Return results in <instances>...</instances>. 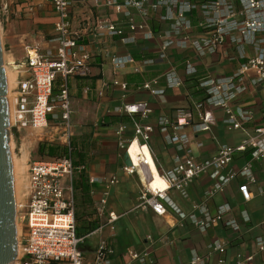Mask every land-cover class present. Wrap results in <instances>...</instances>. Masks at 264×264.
<instances>
[{"label": "built area", "instance_id": "built-area-1", "mask_svg": "<svg viewBox=\"0 0 264 264\" xmlns=\"http://www.w3.org/2000/svg\"><path fill=\"white\" fill-rule=\"evenodd\" d=\"M40 1L51 7L56 18L53 37L47 41L52 46L43 49L40 44L33 43L24 48L23 69H19L13 90L9 130L20 135L26 131H43L49 127L61 128L66 141H69L72 126L68 80L87 77L90 66L95 61L94 55L85 51V46L78 43L81 37L72 32L69 21L71 7L86 0ZM94 2L95 6L110 9L124 19L122 23H100L85 34L87 45H99L100 52H106L115 39L123 45H129L138 39L148 41L157 38L158 58L163 61L167 60V52L172 48L190 50L196 56L212 55L221 51L227 42L238 52V59H244L229 75L198 81V90L203 93V98L192 102L197 123L191 122L190 112L183 111L177 112L174 122L166 118L158 119L157 131L163 136L164 142L173 146L178 153L173 159V167L169 170H158L150 151L149 144L154 127L141 122L150 116L148 103L136 102L123 106L122 111L133 126L131 137L123 138L125 125L120 124L114 130L117 147L124 151L131 162L130 166L123 167L124 175L133 176L138 173L143 184L138 194L137 208L150 210L158 216L171 211L180 221H187L205 235L210 229L220 225L238 232L236 221L224 219L230 212L228 204L217 207L216 213L211 216L206 212L204 202L223 193L224 187L236 177L246 181L237 187L242 201L248 202L251 199L249 184L255 183L252 162L264 159V119L240 143L235 146L218 145L216 152L204 160L196 158L191 148L192 141L188 135L179 131L190 127L193 135L209 132L214 122L212 114L208 112L212 108L224 110L223 124L228 130H243L245 124L253 122L250 111L239 108L233 111L230 103L248 92L250 87L264 85V0H204L200 3L193 0ZM0 10L5 12L8 9L2 5ZM194 12L198 16L195 22L191 20ZM136 17L139 21H136ZM151 19L157 23L168 24L169 29L163 32L154 31L150 24ZM245 47L251 49V55H247ZM103 56L104 54L101 55L103 63H109L115 70L127 64L131 65L134 72L139 71L140 64L130 57H112L106 60V56ZM183 72L189 78L196 73L190 59H184ZM163 79L167 89H175L183 84V80L172 68L163 74ZM113 85L122 90L126 89L123 83L114 81ZM156 85L157 80L153 79L143 83L140 88L152 96H162L164 90L155 89ZM133 145L137 148L136 164L133 163L130 153ZM194 147L200 150L203 144L194 142ZM246 151H250V160L236 172L229 170L234 157ZM152 168L165 182L164 189L150 187L154 178ZM73 171L69 158L33 161L28 164L25 204L22 206V218L18 226L16 221L17 231L19 229L17 258L11 264H88L79 250L82 239L76 235L71 190ZM204 175L219 179L220 185L205 195L203 203L192 205L191 211L185 214L173 204L168 193L184 192L192 181ZM89 182L105 184L109 189L119 179L91 178ZM100 204L101 212L107 214V224L112 225L118 216L106 208L104 200ZM255 246L257 252H263L264 240H256ZM209 248L211 253L219 255L217 263L224 264V246L213 242ZM112 253L110 246L102 241L97 250V262L101 263ZM130 259L142 261L136 254H131ZM252 259L250 256L237 264H248ZM205 263V258L194 256L188 264Z\"/></svg>", "mask_w": 264, "mask_h": 264}, {"label": "crops", "instance_id": "crops-1", "mask_svg": "<svg viewBox=\"0 0 264 264\" xmlns=\"http://www.w3.org/2000/svg\"><path fill=\"white\" fill-rule=\"evenodd\" d=\"M121 1V0H118ZM200 3L204 0H193ZM94 0H86L82 4L72 6L69 13L71 30L80 36L79 44L84 45L85 51L94 55V64L90 66L89 75L85 78H70L68 89L71 107L70 138H77L88 143L87 154L90 157L86 168L90 188L89 201L84 203L80 197L75 201L76 232L82 239L79 250L83 260L88 264H188L192 257H203L205 264H218V254L211 253L209 245L219 242L224 246V264H237L252 256L248 264H264V251L257 252L256 240H264V159L252 162V174L255 183L249 184L251 199L243 202L237 187L245 179L236 177L224 187V192L212 196L204 202V197L220 185L219 179L209 175L201 176L190 183L184 192L170 191V200L185 214L191 211V206L204 202L206 212L213 216L217 207L228 204L230 212L224 216L226 220H234L239 226L238 232H233L224 225L210 229L206 235L201 234L187 221H180L171 211L158 216L150 210L137 208L138 194L142 181L138 173L125 176L124 151L117 147L114 130L120 124L126 129L123 138L132 135L133 126L122 108L136 102L148 103L151 113L144 121L154 127L150 140V151L157 169L169 170L173 167V159L178 155L173 146L167 145L163 136L157 131V121L166 118L174 122L178 111L190 112L191 122L197 123V115L192 102L202 100L203 93L190 94L184 81L183 61L190 59L196 73L190 78L197 82L205 78H219L231 74L244 59H238V52L230 43H226L218 53L196 56L190 50L169 49L167 60L158 58V40L144 41L138 39L134 44L126 45L115 39L114 44L100 52L99 45H87L88 34L96 25L108 22H121L124 19L110 9L95 6ZM7 6V11L1 16L7 21V40L11 43L26 41L28 44L37 43L41 48H47V41L53 37V25L56 21L51 7L40 0H0L1 6ZM163 13V11H160ZM151 18V16H150ZM9 19H14L10 20ZM198 19L194 12L191 20ZM136 21L139 18L136 17ZM122 23V22H121ZM156 32L169 29L168 24L150 20ZM16 30V32H14ZM13 31V33H12ZM247 55L250 48L245 47ZM109 58L126 59L130 57L139 63V71L134 72L131 65L113 69L109 63H103L101 55ZM103 56V57H104ZM16 73L23 69V61L17 60ZM175 69L183 80L182 86L167 89L163 74L168 69ZM18 78V77H17ZM189 78V79H190ZM153 79L157 80L155 89H163L162 96H152L140 86ZM123 83L126 89L114 86L113 82ZM15 88V87H14ZM13 88V90H14ZM230 108L248 110L252 113L253 122L244 125L243 130H228L223 124L224 110L212 108L213 125L210 131L201 134L192 133L190 127H184L179 133L188 135L193 154L198 160L212 156L218 145L235 146L246 138L253 127L264 119V85L250 87L248 92L240 95L230 103ZM63 129L49 127L43 132H49L50 139L66 143ZM28 132V131H26ZM194 142H201L203 148L198 150ZM137 148L132 146L131 155L136 154ZM250 160V151L236 155L229 170L238 171ZM152 167V166H151ZM153 170V168H152ZM157 188H164L163 182L154 172ZM223 175V174H222ZM118 177L119 182L107 189L105 184L90 183L91 178L109 179ZM67 186V184H66ZM106 194V195H105ZM104 200L106 208L118 219L107 224V214L101 212L100 202ZM105 241L113 253L101 263L97 262V250ZM138 255L139 260H131L130 255Z\"/></svg>", "mask_w": 264, "mask_h": 264}, {"label": "water", "instance_id": "water-1", "mask_svg": "<svg viewBox=\"0 0 264 264\" xmlns=\"http://www.w3.org/2000/svg\"><path fill=\"white\" fill-rule=\"evenodd\" d=\"M0 43V264H11L17 258L16 204L12 159L9 147L10 124L6 101L7 84ZM125 166L131 162L124 155Z\"/></svg>", "mask_w": 264, "mask_h": 264}, {"label": "rangeland", "instance_id": "rangeland-1", "mask_svg": "<svg viewBox=\"0 0 264 264\" xmlns=\"http://www.w3.org/2000/svg\"><path fill=\"white\" fill-rule=\"evenodd\" d=\"M1 11V10H0ZM14 20V19H9ZM7 21L4 20V18L1 16L0 12V43L2 52H3V64L6 65L7 68H9L12 73L14 74V77L12 79V82H10V88L8 91V95L10 98H13V88L16 85V80L19 74L16 72L15 64H18L17 60H22L24 57V48L28 45L26 41L23 42H14L11 43L7 40ZM16 32V30L14 31ZM13 33V31H12ZM11 62V63H10ZM6 63V64H5ZM14 80V81H13ZM42 143H49L54 145H67L68 141H66L65 144H60L58 140L50 139L49 132H43L40 131H28L25 133H21L20 135H16L15 133L10 131V140H9V146H10V153L13 160L20 161L22 154L26 153L28 156V160L26 165L33 161H48L45 157H39L37 154L38 146ZM24 145V146H23ZM23 152V153H22ZM27 172V170H26ZM18 183L16 185V189L14 191V197L16 198V202L18 204V207L16 208V211H18L16 221L17 226L18 222L21 220L22 216V206L25 204V196L26 191L25 188L23 189V185H21L22 178H20V175L17 177ZM24 178H27V174H24ZM28 179V178H27ZM26 179V180H27ZM27 184V183H26ZM25 185V183H24Z\"/></svg>", "mask_w": 264, "mask_h": 264}, {"label": "trees", "instance_id": "trees-1", "mask_svg": "<svg viewBox=\"0 0 264 264\" xmlns=\"http://www.w3.org/2000/svg\"><path fill=\"white\" fill-rule=\"evenodd\" d=\"M188 92L192 94H197L200 92L198 90V82L194 78H188L184 81ZM89 145L86 141L69 138L68 145H54L49 143H42L38 146L37 154L39 157H45L48 161L60 160L64 158H69L72 162L74 168L71 190L72 198L74 202V213H75V201L77 198L87 203L89 201V183L87 177L86 168L89 164L90 157L87 154ZM76 214V213H75ZM74 214V218H75ZM76 220V219H75ZM76 235L79 236V234Z\"/></svg>", "mask_w": 264, "mask_h": 264}, {"label": "bare ground", "instance_id": "bare-ground-1", "mask_svg": "<svg viewBox=\"0 0 264 264\" xmlns=\"http://www.w3.org/2000/svg\"><path fill=\"white\" fill-rule=\"evenodd\" d=\"M11 63V62H10ZM6 64V63H5ZM3 67H4V71H5V77H6V84H7V95H6V101H7V106H8V115H9V118L11 117L12 115V99L10 98V96L8 95V91H9V88H10V82H12V79L15 78L14 77V74L12 73V71L6 67V65L4 66L3 64ZM14 81V80H13ZM24 146V145H23ZM10 147V146H9ZM11 149V148H10ZM23 153V152H22ZM27 153V152H26ZM24 153L22 154L23 156L21 157L20 161H16V160H13V158L11 157L12 159V170H13V182H14V191L16 189V185H17V181H18V176L20 175V178H22V182H21V185H23V189L25 188V191L27 189V178H24V174L26 175V170H27V160H28V156L27 154ZM131 153V151H130ZM137 153V152H136ZM132 154V153H131ZM136 154H134L133 156L131 155L132 157V160H133V163H137V160H136ZM25 183V185H24ZM150 187L153 189H156L157 188V184L155 183V179L153 178V181L152 183H150ZM165 188V187H164ZM164 188H158V189H164ZM16 195V194H15ZM15 204H16V208L18 207V204L16 202V198H15ZM17 214H18V211L16 212V217H17ZM18 234H19V229H18Z\"/></svg>", "mask_w": 264, "mask_h": 264}]
</instances>
